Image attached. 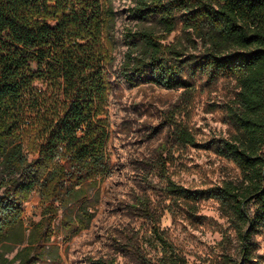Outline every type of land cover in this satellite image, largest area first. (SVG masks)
Instances as JSON below:
<instances>
[{
    "label": "trees",
    "instance_id": "trees-1",
    "mask_svg": "<svg viewBox=\"0 0 264 264\" xmlns=\"http://www.w3.org/2000/svg\"><path fill=\"white\" fill-rule=\"evenodd\" d=\"M134 2L135 27L123 33L124 82L182 88L187 102L222 78L235 82L234 97L213 103L234 133L211 146L240 169L241 183L189 188L163 171V194L172 218L191 224L201 222L203 200L217 201L242 248L238 260L222 254L215 264H249L248 241L264 227V0ZM115 23L112 0H0V264L57 263L52 238H71L94 215L110 172L106 106ZM174 126L178 142L199 145L185 125ZM34 192L40 217L26 226L23 206ZM158 222L155 264H187Z\"/></svg>",
    "mask_w": 264,
    "mask_h": 264
},
{
    "label": "rangeland",
    "instance_id": "rangeland-1",
    "mask_svg": "<svg viewBox=\"0 0 264 264\" xmlns=\"http://www.w3.org/2000/svg\"><path fill=\"white\" fill-rule=\"evenodd\" d=\"M134 4V0H112L117 44L115 60L108 68L111 89L106 106V150L110 172L100 182L99 200L88 227L67 240L63 234L56 235L49 243L57 248L55 264H155L158 249L152 226L158 218V226L183 253L187 264H215L222 254L238 260L242 245L227 210L217 201L203 200L199 211L203 218L191 224L182 217L172 218L163 194V171L189 188L219 185L227 180L241 183L240 169L211 146L214 139L229 138L234 133L223 111L213 109V103L234 97L235 82L222 78L214 90L198 91L189 102L182 88L168 89L152 83L131 86L124 82L119 75L126 50L123 33L127 27H135L136 20L129 15ZM179 33V29L173 32L169 40ZM175 122L185 125L199 145L178 142ZM2 192L0 188V195ZM23 208V221L30 226L40 217L38 194L32 193ZM248 242L252 250L249 264H264V227ZM15 252L6 256L10 258Z\"/></svg>",
    "mask_w": 264,
    "mask_h": 264
},
{
    "label": "water",
    "instance_id": "water-1",
    "mask_svg": "<svg viewBox=\"0 0 264 264\" xmlns=\"http://www.w3.org/2000/svg\"><path fill=\"white\" fill-rule=\"evenodd\" d=\"M249 229V226L247 227V229H246V231ZM245 242V239H243V243ZM241 263V261L238 263V264H240Z\"/></svg>",
    "mask_w": 264,
    "mask_h": 264
}]
</instances>
